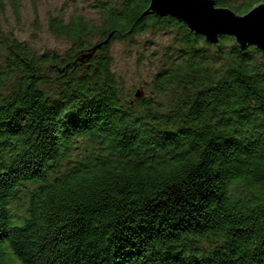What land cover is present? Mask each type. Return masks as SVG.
Wrapping results in <instances>:
<instances>
[{"label": "trees", "instance_id": "obj_1", "mask_svg": "<svg viewBox=\"0 0 264 264\" xmlns=\"http://www.w3.org/2000/svg\"><path fill=\"white\" fill-rule=\"evenodd\" d=\"M214 1L240 16L262 4ZM149 5L49 18L63 54L0 37V264H264V53ZM163 31L152 96L126 102L112 43Z\"/></svg>", "mask_w": 264, "mask_h": 264}, {"label": "rangeland", "instance_id": "obj_2", "mask_svg": "<svg viewBox=\"0 0 264 264\" xmlns=\"http://www.w3.org/2000/svg\"><path fill=\"white\" fill-rule=\"evenodd\" d=\"M97 0H18L19 18L14 14L12 0H2L0 6V37L12 34L18 41L26 43L36 52L54 51L60 54L69 50L68 43L57 39L49 32V18L62 17L65 21L73 15H82L89 21L99 22V15L93 5ZM172 33L148 32L128 38L116 39L111 46L114 59L111 66L123 99L131 103L135 99L152 96L149 85L160 69V61L171 46ZM96 39L93 44H96ZM92 44V45H93ZM83 54V53H82ZM82 55H79L80 58ZM84 61V60H83ZM82 63V62H80ZM60 85L56 76H48L43 88ZM136 94H139L136 96Z\"/></svg>", "mask_w": 264, "mask_h": 264}, {"label": "water", "instance_id": "obj_3", "mask_svg": "<svg viewBox=\"0 0 264 264\" xmlns=\"http://www.w3.org/2000/svg\"><path fill=\"white\" fill-rule=\"evenodd\" d=\"M194 3L204 5L211 4L212 11L218 12L219 17L221 18H232L236 20L247 19L253 13L264 14V4H260L255 6L252 10L240 16L234 13L233 11L220 7L217 8L215 6L214 0H194ZM148 14H154L155 16L162 18L165 16H169L171 18H175L190 30L195 35H201L204 40L208 44L216 45L219 44V37L227 35L234 39L237 45L241 49H245L247 46H252L262 51L264 53V30L260 28L257 24L251 30L245 33H238L230 24L226 23H216V24H208L203 22L200 17V9L199 8H187L183 5H172L165 4L164 0H150V5L147 10ZM112 37V34L102 43L93 44V47L89 49L86 53H83L79 62H82L85 59H90L93 54L100 50L103 45L107 44L109 39ZM139 94H136L138 96Z\"/></svg>", "mask_w": 264, "mask_h": 264}, {"label": "snow or ice", "instance_id": "obj_4", "mask_svg": "<svg viewBox=\"0 0 264 264\" xmlns=\"http://www.w3.org/2000/svg\"><path fill=\"white\" fill-rule=\"evenodd\" d=\"M165 4L169 5H183L187 8H199L200 9V17L203 22L208 24H216V23H226L230 24L238 33H245L252 28H254L257 24L260 26L262 30H264V14L253 13L247 19H232V18H221L218 15V12H213L212 5H204L203 3L196 4L194 0H164ZM261 3L264 4V0H261ZM264 9V8H260Z\"/></svg>", "mask_w": 264, "mask_h": 264}]
</instances>
